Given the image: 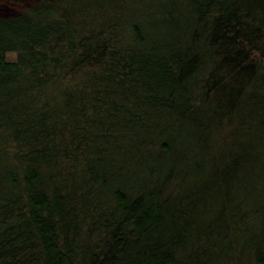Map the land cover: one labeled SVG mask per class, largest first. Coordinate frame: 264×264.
Masks as SVG:
<instances>
[{
  "label": "trees",
  "instance_id": "1",
  "mask_svg": "<svg viewBox=\"0 0 264 264\" xmlns=\"http://www.w3.org/2000/svg\"><path fill=\"white\" fill-rule=\"evenodd\" d=\"M0 264H264V0H0Z\"/></svg>",
  "mask_w": 264,
  "mask_h": 264
},
{
  "label": "rangeland",
  "instance_id": "2",
  "mask_svg": "<svg viewBox=\"0 0 264 264\" xmlns=\"http://www.w3.org/2000/svg\"><path fill=\"white\" fill-rule=\"evenodd\" d=\"M11 54H12V56H13V52H10Z\"/></svg>",
  "mask_w": 264,
  "mask_h": 264
}]
</instances>
